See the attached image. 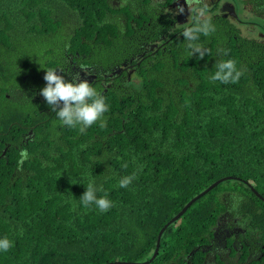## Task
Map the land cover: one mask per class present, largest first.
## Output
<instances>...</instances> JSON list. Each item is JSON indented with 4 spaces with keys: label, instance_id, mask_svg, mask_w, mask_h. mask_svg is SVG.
<instances>
[{
    "label": "trees",
    "instance_id": "16d2710c",
    "mask_svg": "<svg viewBox=\"0 0 264 264\" xmlns=\"http://www.w3.org/2000/svg\"><path fill=\"white\" fill-rule=\"evenodd\" d=\"M235 1L264 20V0ZM204 3L215 31L200 59L182 35L196 13L177 15V0H0V238L13 242L0 264L148 261L219 179L147 264H264V32ZM228 59L239 82L212 81ZM48 68L89 80L106 127L59 120L41 95ZM89 181L109 211L81 205Z\"/></svg>",
    "mask_w": 264,
    "mask_h": 264
},
{
    "label": "clouds",
    "instance_id": "9594fccd",
    "mask_svg": "<svg viewBox=\"0 0 264 264\" xmlns=\"http://www.w3.org/2000/svg\"><path fill=\"white\" fill-rule=\"evenodd\" d=\"M178 1L177 15L184 13L186 5L188 6L189 12L196 13L193 26L186 27L182 35L188 41L187 48L190 50V54L193 56L198 53L199 58L204 59L207 50L199 43L200 36H209L215 31V25L208 15L207 4L204 3V0H182L183 4H179ZM233 8L235 9L234 6ZM215 67L216 71L210 77L212 81H220L223 84H235L239 82L243 75L242 71L237 68V62L233 59L218 62ZM58 71L55 68L46 69L44 76L46 86L41 90V95L45 98L52 111L56 113L59 120L69 128L78 129L80 133H84L86 129L98 122L101 128L106 127L107 122L103 117L109 111V105L106 103L105 97L92 86L89 80L83 79L80 73H77L69 80L64 75L58 74ZM19 156L18 163L23 165L24 161L29 158L27 149L21 150ZM122 167L127 169L128 163L122 164ZM136 178V172L124 176L119 180L118 187L127 188ZM98 191H103V189H98L95 181H89L86 186V191L80 198V203L85 209H91L94 205L100 212H107L114 206L113 201L109 199V193L106 191H104L102 196L98 197ZM223 220L224 218L221 217L216 220L215 228L217 230L224 225ZM238 225H241L243 228L245 226L242 222L237 223L236 227ZM11 247H13V242L7 236L0 238V251L7 252ZM212 258V256H208V260Z\"/></svg>",
    "mask_w": 264,
    "mask_h": 264
},
{
    "label": "rangeland",
    "instance_id": "374dc122",
    "mask_svg": "<svg viewBox=\"0 0 264 264\" xmlns=\"http://www.w3.org/2000/svg\"><path fill=\"white\" fill-rule=\"evenodd\" d=\"M229 0H222V2H228ZM230 2V1H229ZM233 4L236 6V13L242 17V18H248L250 19V22H254L255 24L248 23V24H242L241 27L242 33L244 36H248L250 38L253 37H259L261 32H264V20L253 15L247 9H245L244 5L242 3H238L235 0H232ZM252 14V15H251ZM190 16V14H189ZM188 21V20H187ZM212 259H209L208 261H212Z\"/></svg>",
    "mask_w": 264,
    "mask_h": 264
},
{
    "label": "water",
    "instance_id": "95a60500",
    "mask_svg": "<svg viewBox=\"0 0 264 264\" xmlns=\"http://www.w3.org/2000/svg\"><path fill=\"white\" fill-rule=\"evenodd\" d=\"M178 2H179L180 4H183V3H182V0H179ZM230 14H231V15H234V16H237V14H236L234 8L231 9ZM227 178H231V177H227ZM222 180H223V179H219V180L215 181L213 184H211L209 187H207L206 190H204V191H202L200 194L196 195V197H194L191 201H189V202L186 204V206H185V207H184V208H183V209H182V210H181V211H180V212H179L174 218H172L168 223L165 224V226L161 229V231H160V233H159V235H158V239H156V240H157V245H156L155 253L153 254V256H152V258H151L150 260L145 261V262H127V261L123 262V261H118V262H116V263H117V264H147V263H150V262L156 257V255H157L158 252H159L160 243H161V240H160V239H161V236H162L163 232L165 231V229L169 226V224H171L172 222L176 221L177 218H178L180 215H182V214L187 210V208H188L189 206H191V204H192L195 200H197V199L200 198L203 194H205V193L208 192L210 189H212L213 187H215L216 185H218Z\"/></svg>",
    "mask_w": 264,
    "mask_h": 264
},
{
    "label": "flooded vegetation",
    "instance_id": "af4514ba",
    "mask_svg": "<svg viewBox=\"0 0 264 264\" xmlns=\"http://www.w3.org/2000/svg\"><path fill=\"white\" fill-rule=\"evenodd\" d=\"M219 3V9L225 11V14H230L231 9L233 8V4L231 2H222V0H218ZM175 4V3H174ZM237 230H245L241 225H238L236 227ZM228 254V253H227Z\"/></svg>",
    "mask_w": 264,
    "mask_h": 264
}]
</instances>
